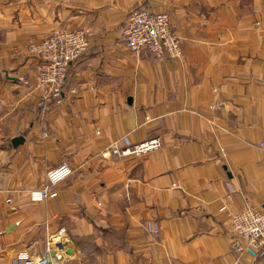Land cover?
<instances>
[{"label":"crops","instance_id":"crops-1","mask_svg":"<svg viewBox=\"0 0 264 264\" xmlns=\"http://www.w3.org/2000/svg\"><path fill=\"white\" fill-rule=\"evenodd\" d=\"M140 8L169 12L181 58L126 48ZM58 27L93 35L41 109L29 42ZM124 138L161 148L110 154ZM262 139L264 0H0V264H264L231 220L264 214Z\"/></svg>","mask_w":264,"mask_h":264},{"label":"built area","instance_id":"built-area-1","mask_svg":"<svg viewBox=\"0 0 264 264\" xmlns=\"http://www.w3.org/2000/svg\"><path fill=\"white\" fill-rule=\"evenodd\" d=\"M93 32L89 27H58L53 29L42 41L30 40L29 51L39 60L37 87L41 91L40 108L44 109L47 99L61 102L63 86L71 62L80 58L89 48ZM125 46L132 52L150 51L157 59L166 56L179 59L183 54L182 39L172 27L171 16L167 11H153L142 8L134 11L124 30ZM47 137V133H44ZM120 149L116 142L111 147L110 154L121 157L142 155L157 151L161 148L158 140L131 147L128 139L124 138ZM258 149L264 151V139L258 141ZM74 173L72 167L64 162L51 169L47 174V185L41 190H34L29 198L33 203L44 202L56 196L57 186ZM11 200H8L10 203ZM226 208L223 207L222 210ZM232 231L236 235L233 243L237 253L245 251L258 252L264 249V214L253 208H245L237 214L231 215ZM24 264H49L46 258L30 261L23 254Z\"/></svg>","mask_w":264,"mask_h":264},{"label":"water","instance_id":"water-1","mask_svg":"<svg viewBox=\"0 0 264 264\" xmlns=\"http://www.w3.org/2000/svg\"><path fill=\"white\" fill-rule=\"evenodd\" d=\"M55 255H56V252H53V253H52V256H55Z\"/></svg>","mask_w":264,"mask_h":264},{"label":"trees","instance_id":"trees-1","mask_svg":"<svg viewBox=\"0 0 264 264\" xmlns=\"http://www.w3.org/2000/svg\"><path fill=\"white\" fill-rule=\"evenodd\" d=\"M140 9H142V8H140ZM139 10V9H138Z\"/></svg>","mask_w":264,"mask_h":264}]
</instances>
